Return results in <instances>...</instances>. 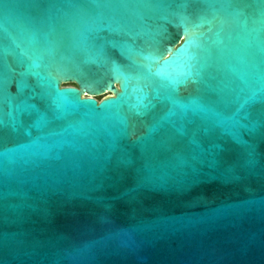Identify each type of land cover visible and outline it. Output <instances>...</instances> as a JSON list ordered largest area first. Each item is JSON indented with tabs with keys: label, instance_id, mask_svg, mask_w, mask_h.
Here are the masks:
<instances>
[{
	"label": "water",
	"instance_id": "water-1",
	"mask_svg": "<svg viewBox=\"0 0 264 264\" xmlns=\"http://www.w3.org/2000/svg\"><path fill=\"white\" fill-rule=\"evenodd\" d=\"M262 10L0 0V264H264Z\"/></svg>",
	"mask_w": 264,
	"mask_h": 264
},
{
	"label": "snow or ice",
	"instance_id": "snow-or-ice-1",
	"mask_svg": "<svg viewBox=\"0 0 264 264\" xmlns=\"http://www.w3.org/2000/svg\"><path fill=\"white\" fill-rule=\"evenodd\" d=\"M176 2L180 5H184L186 3H188V0H176ZM259 3L261 4H264V0H258ZM262 15H264V10H262ZM185 25L187 24V21L185 20L184 21ZM184 35L187 36V41L184 45V47L180 50V52L178 53H174V52H171V49H169V54L173 56V58H177V57H181V56H187L188 53H189V49L191 48H194V47H197V37L196 36H193L191 34H189V30L187 27H185V32H184ZM194 59V57H191ZM172 61H168L166 62L163 66H162V69L163 68H167L169 64H171ZM157 75L161 76L162 78H167L166 77V74L163 70L159 71L157 73ZM188 75H191V73H188ZM67 94H64V93H57V96H65ZM4 127L3 125V120L2 118H0V129H2Z\"/></svg>",
	"mask_w": 264,
	"mask_h": 264
},
{
	"label": "rangeland",
	"instance_id": "rangeland-1",
	"mask_svg": "<svg viewBox=\"0 0 264 264\" xmlns=\"http://www.w3.org/2000/svg\"><path fill=\"white\" fill-rule=\"evenodd\" d=\"M66 86H72L71 84H68V85H66ZM107 95H104V96H102V97H99V98H97V100H101L103 97H106Z\"/></svg>",
	"mask_w": 264,
	"mask_h": 264
}]
</instances>
